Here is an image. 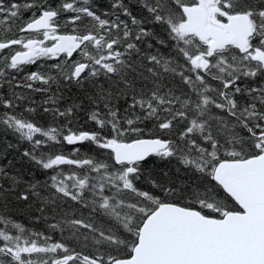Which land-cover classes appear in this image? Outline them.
I'll use <instances>...</instances> for the list:
<instances>
[{"label": "snow or ice", "instance_id": "1", "mask_svg": "<svg viewBox=\"0 0 264 264\" xmlns=\"http://www.w3.org/2000/svg\"><path fill=\"white\" fill-rule=\"evenodd\" d=\"M0 264H264V0H0Z\"/></svg>", "mask_w": 264, "mask_h": 264}]
</instances>
